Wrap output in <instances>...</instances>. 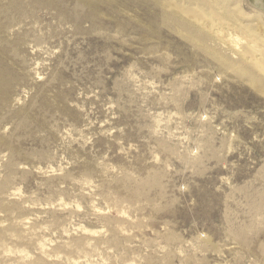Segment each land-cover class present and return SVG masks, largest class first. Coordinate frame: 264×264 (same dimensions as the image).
Masks as SVG:
<instances>
[{
  "label": "rangeland",
  "instance_id": "obj_1",
  "mask_svg": "<svg viewBox=\"0 0 264 264\" xmlns=\"http://www.w3.org/2000/svg\"><path fill=\"white\" fill-rule=\"evenodd\" d=\"M52 12L42 51L7 61L22 78L0 107V264H264V93L239 88L236 58L209 43L232 68L197 64L170 26L123 37Z\"/></svg>",
  "mask_w": 264,
  "mask_h": 264
},
{
  "label": "bare ground",
  "instance_id": "obj_2",
  "mask_svg": "<svg viewBox=\"0 0 264 264\" xmlns=\"http://www.w3.org/2000/svg\"><path fill=\"white\" fill-rule=\"evenodd\" d=\"M254 2L255 4H252V9L256 15L252 17H255L254 21L258 23L257 26H249V24H247L248 22L252 23L254 21L249 18L250 16L247 17L243 15L242 0H133V6L131 5V8H135L142 12L143 18L142 20L140 18L137 19V15H135L136 17L134 18H136V20L133 19L134 21H131L132 18L123 17V14H120L121 11L119 12L118 10L119 8L117 9L114 6L116 3L112 1H107L106 5L102 3L106 7L103 9V7L95 6L93 0H7L5 3L6 5L0 3V31L3 30V34L1 32L2 37H0V44L2 45V47H0L2 48L0 49V89L4 90L3 92L5 93L0 101V105L8 103L12 86L19 78H15V74H13L15 69L11 67L7 61H9V59L12 61H17V59L20 60L21 53L25 52L26 47L32 50V54L42 51L41 44L45 42L47 38L44 36L41 37V35L39 36L38 30L41 26H39L40 24H36L39 22H36L38 18L37 13L42 10H53L55 12L54 14L52 12L53 19L58 25L64 26L72 24V27L80 30L83 26L85 27V25L88 24L92 32L96 30L100 32L103 30L116 29L122 32L121 35L123 37L130 32L129 30H132L136 34L144 35L143 38H145V35L148 33H150L151 36L153 35L152 32L155 30V24H157L158 27L170 26V28L168 27L169 29H167L178 34L183 40V45H187L191 48L194 61L197 64H199L198 62L201 58L204 59L207 57L209 59V66L214 63L221 66L222 69L232 68V58L230 61H220L219 59L221 58L219 54L209 46V43L213 44L218 42L225 48L221 49L222 52L223 50H226V53L229 51L237 60V62L234 63L236 69L233 70L232 76L234 79L240 81L239 88L244 89L242 84L246 83L248 88L255 94L264 93V10L260 5V0H254ZM139 11L137 13L138 16H140ZM152 14L154 15L153 19L156 23H149L151 26H148V19L151 20L150 17ZM28 21L31 23L28 25L30 28H26L27 26L25 27L26 29L23 28ZM145 22L146 24H144ZM52 24L53 23H51V25ZM47 27L49 28V25ZM20 30H22V32ZM74 31L76 32V30ZM81 31L84 30L82 29ZM98 32H96L97 34L95 35L101 36ZM155 32L156 31H154V34ZM105 35L106 34H104V36ZM49 36L47 37L49 38ZM136 36L134 38H136ZM110 37L105 36L106 39L104 37H101V39H103L105 43H107L106 40H108L109 43L110 41L112 42V39H109ZM156 37L158 38V36ZM216 45L217 44L214 46ZM178 53L184 60H187L184 49H180ZM226 56L228 55L226 54ZM21 62L24 63L25 60ZM21 64L19 66H21ZM21 67L18 69L21 70ZM24 68L22 67L23 70ZM59 79L60 77H58L57 80ZM22 80L24 81V79ZM21 84L22 83H20V85ZM60 101L62 102L61 98ZM0 107L4 108L3 105ZM36 109H38V107ZM39 119H41V117ZM25 124H27V121L24 122V126ZM22 128L20 127V129Z\"/></svg>",
  "mask_w": 264,
  "mask_h": 264
}]
</instances>
